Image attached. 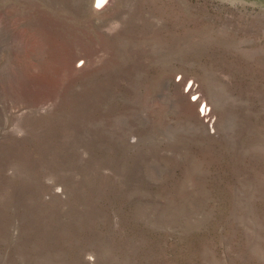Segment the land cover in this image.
I'll list each match as a JSON object with an SVG mask.
<instances>
[{"label": "rangeland", "instance_id": "obj_1", "mask_svg": "<svg viewBox=\"0 0 264 264\" xmlns=\"http://www.w3.org/2000/svg\"><path fill=\"white\" fill-rule=\"evenodd\" d=\"M0 264H264V0H0Z\"/></svg>", "mask_w": 264, "mask_h": 264}, {"label": "bare ground", "instance_id": "obj_2", "mask_svg": "<svg viewBox=\"0 0 264 264\" xmlns=\"http://www.w3.org/2000/svg\"><path fill=\"white\" fill-rule=\"evenodd\" d=\"M106 0H95L97 5H101L102 3H104Z\"/></svg>", "mask_w": 264, "mask_h": 264}]
</instances>
